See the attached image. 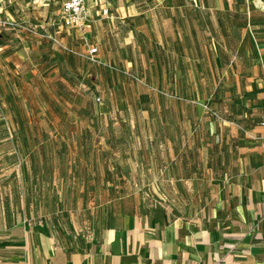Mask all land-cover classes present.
<instances>
[{"label":"rangeland","instance_id":"rangeland-1","mask_svg":"<svg viewBox=\"0 0 264 264\" xmlns=\"http://www.w3.org/2000/svg\"><path fill=\"white\" fill-rule=\"evenodd\" d=\"M94 2L90 63L92 37L55 24L57 0H0V264H67L106 213L188 217L221 120L262 105L240 81L250 64H229L237 5L224 20L214 0Z\"/></svg>","mask_w":264,"mask_h":264},{"label":"crops","instance_id":"crops-1","mask_svg":"<svg viewBox=\"0 0 264 264\" xmlns=\"http://www.w3.org/2000/svg\"><path fill=\"white\" fill-rule=\"evenodd\" d=\"M214 1L224 20L231 19V5L238 6L243 24L229 64H236L232 62L236 59L250 64L251 77L240 81L260 91L256 120L244 121L242 116L238 124L221 120L228 137L212 147L216 154L207 159V180L212 183L206 194L199 190L197 198L205 200L191 205L192 214L172 215L163 206L133 214L106 213L97 234L89 238V248L71 253L67 264H264V148L254 139L264 136V0ZM57 3L59 11L53 15L55 24L62 26L60 0ZM88 9L82 29L98 53L100 40L95 25V32L90 30V20L107 12L94 0ZM118 10L122 14L126 9ZM257 13L260 18L254 17ZM223 46L222 53H231Z\"/></svg>","mask_w":264,"mask_h":264},{"label":"built area","instance_id":"built-area-1","mask_svg":"<svg viewBox=\"0 0 264 264\" xmlns=\"http://www.w3.org/2000/svg\"><path fill=\"white\" fill-rule=\"evenodd\" d=\"M93 0H60L59 23L68 28L82 29L89 18L88 3ZM35 35H38L34 32ZM41 37L49 40L54 45L64 49L68 53H72L66 49L61 43L53 36L43 34ZM97 49L91 48L86 53V60L90 63L96 62ZM264 126V123L261 124ZM264 148V136L254 138Z\"/></svg>","mask_w":264,"mask_h":264}]
</instances>
